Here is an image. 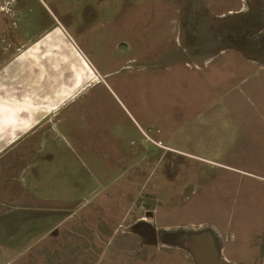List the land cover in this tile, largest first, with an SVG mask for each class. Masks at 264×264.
<instances>
[{
    "label": "rangeland",
    "instance_id": "rangeland-1",
    "mask_svg": "<svg viewBox=\"0 0 264 264\" xmlns=\"http://www.w3.org/2000/svg\"><path fill=\"white\" fill-rule=\"evenodd\" d=\"M17 1L20 19L35 20L31 37L62 30L60 80L99 79L68 109L80 112V133L105 145L88 154L94 194L65 205L74 220L92 212L103 233L90 234L85 249L77 235L87 233L50 232L43 250L36 241L45 226H24L33 217L16 211V199L0 204V264H193L178 250L138 246L140 223L209 229L229 262L264 264V54L247 31L240 36L262 16L263 0ZM7 45L0 40V63L14 51ZM63 171L72 173L64 181L85 173ZM25 238L35 247L16 249Z\"/></svg>",
    "mask_w": 264,
    "mask_h": 264
},
{
    "label": "crops",
    "instance_id": "crops-1",
    "mask_svg": "<svg viewBox=\"0 0 264 264\" xmlns=\"http://www.w3.org/2000/svg\"><path fill=\"white\" fill-rule=\"evenodd\" d=\"M17 4L22 3L17 0L0 1V40L4 47L9 44L7 46L14 50L0 63V204L8 206L18 199L23 207L15 206L16 211L33 217L32 221L24 222V226L31 222L38 228L45 226L43 235L36 242L43 243L50 232L58 234V237L62 233H87L88 237H77L84 238L79 245L90 249L93 242L90 234L97 230L103 233L102 228L99 229L101 224L94 223L92 212V217L86 214L85 220H74L78 213L66 207L65 203L76 196L74 200L81 201L94 194L96 182L93 172L89 171L88 154L98 153L105 145H101L102 139L100 144L89 132L80 133L76 124L80 112L71 114L68 109L81 89L98 83L99 79L94 74L88 75L84 78L85 83L80 85L75 72L70 79L67 76L68 80H60L58 71L65 69L57 68V60L63 56L61 47L64 48L63 42L66 43L60 33L62 30L52 31L44 27L31 37L29 25H33L35 20L24 23L19 12L14 11L15 7L21 10ZM60 108L66 112L60 113ZM78 154H87V160ZM77 166L85 172L81 177L83 180L71 178L64 181L66 174L71 176L72 173H64L63 170L73 172ZM48 181L54 182V197H49L48 191L44 190L49 185ZM88 182L92 184L91 188L86 187ZM62 191L67 193L64 198ZM85 226H88L87 230H80ZM61 228L65 231H58ZM19 242L22 247L16 249L35 247L31 245L33 239L25 238ZM73 243L77 244V241ZM48 247H52L51 243L44 242L41 249ZM0 248L4 247L0 245ZM22 261V264H34L30 258H22ZM47 261L41 260L39 264Z\"/></svg>",
    "mask_w": 264,
    "mask_h": 264
},
{
    "label": "flooded vegetation",
    "instance_id": "flooded-vegetation-1",
    "mask_svg": "<svg viewBox=\"0 0 264 264\" xmlns=\"http://www.w3.org/2000/svg\"><path fill=\"white\" fill-rule=\"evenodd\" d=\"M188 1L189 0H186V2ZM190 1H193V0H190ZM198 5L201 8L202 4H198ZM192 6H188V8H191ZM191 15H193V18H194L195 12H193ZM251 18L250 19L252 22L249 23L250 24L249 26H245L242 29L240 36L243 34V32L247 31V35L245 38L246 42L249 41L250 43L251 42L254 43L256 50L264 54V12L262 16L259 15V16H254ZM229 32L234 33L233 31H229ZM222 34L224 35L225 33L222 32ZM220 39L221 37H218L217 40L220 41ZM158 230H160V232ZM189 230L190 228L188 227L183 228V227H176V226L172 227L170 230L158 229V228L151 227L147 224L143 225L140 223L137 226V228L133 229V233L138 235L140 238V243L138 244V246H144L146 244H151V245L156 246L155 247L156 249L163 248V249H169V250H172V249L178 250V251H181L182 253H185V255L188 256V259L192 261L193 264H195L189 252V248L192 246V241L188 239L190 236ZM161 232H163L164 234L158 235ZM214 239H215L214 248L217 249L218 246L220 247V245L218 244L216 238Z\"/></svg>",
    "mask_w": 264,
    "mask_h": 264
},
{
    "label": "water",
    "instance_id": "water-1",
    "mask_svg": "<svg viewBox=\"0 0 264 264\" xmlns=\"http://www.w3.org/2000/svg\"><path fill=\"white\" fill-rule=\"evenodd\" d=\"M188 239L192 241L189 248L195 264H235L222 257L221 248L215 247V236L209 229L189 230Z\"/></svg>",
    "mask_w": 264,
    "mask_h": 264
},
{
    "label": "trees",
    "instance_id": "trees-1",
    "mask_svg": "<svg viewBox=\"0 0 264 264\" xmlns=\"http://www.w3.org/2000/svg\"><path fill=\"white\" fill-rule=\"evenodd\" d=\"M264 2V1H263Z\"/></svg>",
    "mask_w": 264,
    "mask_h": 264
}]
</instances>
